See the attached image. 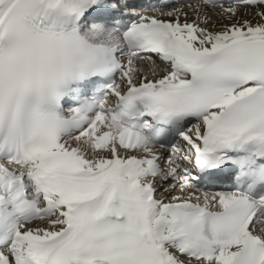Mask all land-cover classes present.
I'll return each instance as SVG.
<instances>
[{"label": "snow or ice", "instance_id": "6c2138e0", "mask_svg": "<svg viewBox=\"0 0 264 264\" xmlns=\"http://www.w3.org/2000/svg\"><path fill=\"white\" fill-rule=\"evenodd\" d=\"M122 6L0 0V264H264V0Z\"/></svg>", "mask_w": 264, "mask_h": 264}, {"label": "bare ground", "instance_id": "6f19581e", "mask_svg": "<svg viewBox=\"0 0 264 264\" xmlns=\"http://www.w3.org/2000/svg\"><path fill=\"white\" fill-rule=\"evenodd\" d=\"M195 3L196 2H180L179 4H177L175 6H172V7H180V6H185L187 4H195ZM161 10H167V9H153V10H149V11H146V12H138V13L139 14H143V15H156ZM185 11L189 12V20L194 19V15L192 14V12L188 8H185ZM130 12H134V11L131 10ZM210 15L212 16V22L208 26L210 28L219 27L220 26V21L218 20V18L215 15V10H210ZM140 66L143 67L145 69V71L148 70L147 65L141 64ZM164 187H167V185H164ZM161 194H163L165 197H167V193H161L160 191H158L157 195H161Z\"/></svg>", "mask_w": 264, "mask_h": 264}]
</instances>
